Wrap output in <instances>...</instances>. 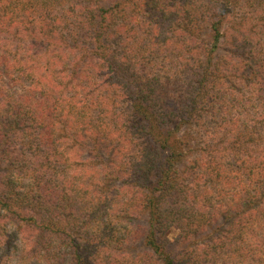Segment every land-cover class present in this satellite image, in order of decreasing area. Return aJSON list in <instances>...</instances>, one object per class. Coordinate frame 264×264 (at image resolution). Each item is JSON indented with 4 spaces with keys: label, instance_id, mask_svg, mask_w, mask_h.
I'll use <instances>...</instances> for the list:
<instances>
[{
    "label": "trees",
    "instance_id": "16d2710c",
    "mask_svg": "<svg viewBox=\"0 0 264 264\" xmlns=\"http://www.w3.org/2000/svg\"><path fill=\"white\" fill-rule=\"evenodd\" d=\"M0 264H264V0H0Z\"/></svg>",
    "mask_w": 264,
    "mask_h": 264
}]
</instances>
